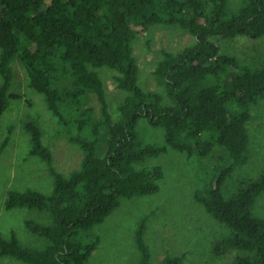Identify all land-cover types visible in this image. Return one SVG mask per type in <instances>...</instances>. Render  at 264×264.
Returning <instances> with one entry per match:
<instances>
[{"label":"trees","instance_id":"trees-1","mask_svg":"<svg viewBox=\"0 0 264 264\" xmlns=\"http://www.w3.org/2000/svg\"><path fill=\"white\" fill-rule=\"evenodd\" d=\"M176 24L195 42L176 53L164 51L154 74L171 104L138 81L132 41L153 25ZM264 35V0H246L229 12L228 0H0V118L13 80L15 58L24 64L31 86L45 96L84 152L78 169L57 172L51 150L43 143L39 124L27 119L30 155L48 165L53 190H9L4 206L45 212L50 223L25 221L30 233L47 240L43 248L21 243L15 232L0 230V258L24 264H86L99 242L92 233L123 199L158 192L160 165L136 163L166 153L168 147L205 158L221 147L228 164L213 176L205 195L196 194L205 211L225 224L230 234L212 247L216 256L237 252L230 264H264V218L253 213L264 191V171L226 197L222 186L247 159L248 124L253 106L264 98V64L252 69L222 53L214 37ZM115 69L118 85L128 94L118 105L115 121L109 111L98 69ZM63 81V83H61ZM91 94L100 105L95 120ZM140 119L164 129L163 144H145L137 131ZM146 217L135 232L139 264H152L144 239ZM166 256L156 264H181Z\"/></svg>","mask_w":264,"mask_h":264},{"label":"rangeland","instance_id":"rangeland-1","mask_svg":"<svg viewBox=\"0 0 264 264\" xmlns=\"http://www.w3.org/2000/svg\"><path fill=\"white\" fill-rule=\"evenodd\" d=\"M245 1L228 0L229 12L238 11ZM213 41L222 53L236 57L241 65L259 69L264 64V35L259 38L242 35L214 37ZM194 42L192 34L176 24H157L146 33H139L131 44L139 85L145 91L159 93L163 104H171L164 85L155 77L156 65L164 51L176 53ZM11 67L13 80L9 94H17L21 98H9L0 118V230L5 238L15 232L21 243L43 248L47 240L30 233L25 221L33 219L47 224L50 223L48 214L20 207L7 210L4 206L9 190L34 189L44 194L53 190L54 179L47 163L29 153L31 141L24 122L32 119L41 127L43 143L51 150L52 165L57 172L68 175L78 169L84 152L70 139L66 128L48 108L45 96L31 86L29 74L20 59L15 58ZM98 73L110 114L116 121L119 118L118 105L128 93L119 87V73L115 69L104 66L98 69ZM2 83L0 75V85ZM89 105L94 108V118L98 120L100 105L93 94ZM137 131L145 144L164 143V129L153 127L146 119L139 120ZM248 135L246 161L236 167L222 186L226 197L264 171V98L253 106ZM228 162L224 150L216 146L205 158L168 147L166 153L136 163L137 168L162 167L159 190L152 195L123 199L102 223L94 226L92 233L99 237V242L86 264H139L141 255L135 242V232L144 217L147 219L144 239L152 264L174 255L182 257L181 264H230L237 252L216 256L212 247L231 230L210 216L195 198L196 194H206L213 176ZM253 213L264 218V191L257 197ZM0 264L24 263L11 257H1Z\"/></svg>","mask_w":264,"mask_h":264}]
</instances>
